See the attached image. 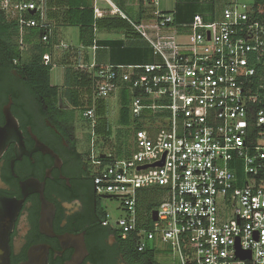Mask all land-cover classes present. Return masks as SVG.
<instances>
[{
	"label": "built area",
	"instance_id": "obj_1",
	"mask_svg": "<svg viewBox=\"0 0 264 264\" xmlns=\"http://www.w3.org/2000/svg\"><path fill=\"white\" fill-rule=\"evenodd\" d=\"M254 1L231 3L212 21L196 14L187 34L160 35L155 30L172 26V14L155 10L148 25L131 20L112 0H93L95 19L126 20L156 59L79 65L92 80L93 106L82 113L92 141L97 103L108 112L107 100L130 95L131 156L108 161L111 153L96 150L92 182L97 196L119 198L125 212L116 220L104 212L101 226L122 238L134 235L137 252L155 250L150 244L159 241L176 252L177 264H264V211H251L250 227L247 197L251 191L252 210H264V94L256 77L264 67V11ZM11 8L15 18L8 17ZM0 10L20 33L36 28L41 43L51 44L47 0H0ZM52 48L74 50L65 41ZM43 62L53 65L51 55ZM152 188L162 200L140 214L138 194Z\"/></svg>",
	"mask_w": 264,
	"mask_h": 264
},
{
	"label": "flooded vegetation",
	"instance_id": "obj_2",
	"mask_svg": "<svg viewBox=\"0 0 264 264\" xmlns=\"http://www.w3.org/2000/svg\"><path fill=\"white\" fill-rule=\"evenodd\" d=\"M1 86L0 126L6 124L3 109L10 98L16 121L0 157L9 264L31 259L37 264H130L122 235L99 225L104 195L97 196L90 181L95 142L80 152L75 131L62 124L61 116H51L29 94L15 101L11 85L1 81ZM57 105L66 109L60 100Z\"/></svg>",
	"mask_w": 264,
	"mask_h": 264
},
{
	"label": "trees",
	"instance_id": "obj_3",
	"mask_svg": "<svg viewBox=\"0 0 264 264\" xmlns=\"http://www.w3.org/2000/svg\"><path fill=\"white\" fill-rule=\"evenodd\" d=\"M254 7L264 11V0H255ZM47 18L51 25L55 27V30L61 27L77 28L80 45L86 47L92 44L94 26L96 29L123 31L125 38H128L130 35L131 38L138 37L126 20L117 17L95 19L92 5L87 0H47ZM41 34L42 32L36 28L26 29L20 33L17 24L7 19L4 12L0 10V92L2 87L1 81L8 82L12 87L10 94L15 101L19 96L29 94L51 116H61L62 124L69 126L72 131H75L74 111H79L82 116V113L86 109L93 106L91 77L85 69L65 61L66 64L71 66L72 72L71 77L66 76L64 83V85H67V80L70 78L71 89L68 90L62 86L63 98L65 99L63 101L70 108L69 110H60L57 102L60 99L62 87L60 88L50 83L52 65H45L43 56L51 51V44H42L40 41ZM19 36L21 43L27 45L31 53V57L26 61L23 60L20 44L16 42V38L18 39ZM116 43L117 47L114 48L121 49V45L118 44L119 42ZM14 61L17 63L14 64ZM155 61L156 59L154 58L149 63ZM11 72H14L15 75L11 76L9 74ZM256 77L258 83L263 85L262 90H258V92L264 94V67L258 70ZM254 88H257V86L255 85ZM118 98L120 104L118 111L119 124L122 127H129L133 131L128 107L130 95L127 92H121ZM106 113V105L103 102H98L95 107L96 124L93 128V133L103 141L110 139L113 132L108 123ZM131 153H129V150L118 149L115 153H111L108 161L128 158L131 156ZM90 181L93 187L92 178ZM159 197H161V191L157 188L141 190L138 194V211L145 210L149 212L155 209L158 202L154 198ZM103 213V211H100L99 214L100 226ZM146 223L149 224L148 219ZM122 241L125 244V248L122 251L124 258L130 264H156L154 260L155 250L151 247L147 246L143 252H137L135 245L136 237L134 235H128Z\"/></svg>",
	"mask_w": 264,
	"mask_h": 264
},
{
	"label": "rangeland",
	"instance_id": "obj_4",
	"mask_svg": "<svg viewBox=\"0 0 264 264\" xmlns=\"http://www.w3.org/2000/svg\"><path fill=\"white\" fill-rule=\"evenodd\" d=\"M185 0H155V5L157 10L159 11H172L173 7L175 6V3L177 2L180 4ZM190 1V0H187ZM192 2H199V3H213L214 0H191ZM216 1V10L218 13H221V10L223 7L231 4V3H237V4H251L253 0H215ZM13 7V6H12ZM128 15V14H127ZM6 18H15L16 13L13 8H11L10 14L5 15ZM129 16V15H128ZM130 17V16H129ZM131 18V17H130ZM78 29L75 27H67V28H61V35L60 38L67 42L68 44H71L74 49H78L82 52V46L79 43L78 39ZM152 38L155 37V34H150ZM97 39H106V40H119L121 39L122 35L120 32L117 31H98L96 33ZM20 36L18 39L16 38V42L20 44L21 52L23 55V60H28L31 57V53L29 52V48L27 45L22 44L20 41ZM139 42V41H137ZM128 46H131V44H128ZM137 47L135 50L140 51L138 55H143L144 58L146 56H150L148 45L145 42H142L140 44H137ZM134 50V49H133ZM73 51V50H72ZM72 51L68 52H60V51H51L49 53H53V60L52 63L54 64L53 67L50 70V83L51 85H58L60 88L66 87L65 89L70 90L71 79L68 78V84L64 85L66 76H70L72 69L69 64H66L64 62H59V58H67L65 60H68L69 63H74V54H68ZM62 53H65L66 55L62 57ZM90 54H92L90 52ZM108 52L101 51V55H106ZM68 55V56H67ZM70 55V57H69ZM92 58V56H91ZM90 58V59H91ZM71 77V76H70ZM63 87L60 90V101L63 103L64 107L69 110V106H67L63 98ZM64 100V101H63ZM109 109L106 113L108 123L110 127L112 128V136L110 139L102 140L100 138H97L96 136L93 137V141L95 142V149L102 151L104 153H115L118 149H125L129 150V153L133 151V131L129 127H122L119 124V117H118V111H119V102L116 100V98H111L107 100ZM133 124V121H132ZM74 130H75V136L78 143V148L80 152L85 153V151L89 150V142L92 141L91 134V125L90 122L87 121L83 116H81V113L79 111H74ZM123 142H125L123 144ZM96 151V150H95ZM98 151V152H99ZM96 168V167H95ZM155 201L158 203L162 200V197L154 198ZM100 208L101 211L107 212L109 214V217L112 220H116L119 217L124 216L125 212L121 206V200L119 198H100ZM145 210H140V214H144ZM222 217V215L220 216ZM151 246L155 247V257L154 260L158 264H177L178 258L176 252L166 244H163L159 241L152 242L150 244Z\"/></svg>",
	"mask_w": 264,
	"mask_h": 264
},
{
	"label": "crops",
	"instance_id": "obj_5",
	"mask_svg": "<svg viewBox=\"0 0 264 264\" xmlns=\"http://www.w3.org/2000/svg\"><path fill=\"white\" fill-rule=\"evenodd\" d=\"M87 1L89 4L93 5V0H87ZM112 1L126 15L128 14L131 18L128 15L127 16L131 20L135 22H145L148 25L154 24V18L152 16V12L157 9L156 7H154L156 3L152 2V0H112ZM160 12L172 14L174 23L169 28L161 30V31H156L153 28L150 30L151 34H154V30L155 32H159L160 35L161 34L162 35L187 34L189 32L187 24L191 21L192 17L196 14L203 16V18L206 21H212V20L220 18V14L216 10L215 0L213 3H210V4L209 3H199L198 1L192 2L191 0L190 1L185 0L181 2L180 4L176 2L172 11H167V12L160 11ZM109 17L111 16H108L107 18ZM103 18H106V17H103ZM97 19H101V18H97ZM52 27H53V36L50 40L51 51H53V48H52L53 45L57 44L59 41H63L60 38L61 28H67V27H61L55 30V27L54 26ZM99 30L108 31V32L112 31V30H106V29H96V27L94 26L92 44L88 47L81 45L82 48L84 47V49H82V52L78 49H74L71 53H68V54L75 55L73 58L74 60V63H72L73 65H76L77 67H79V65L88 66L91 64H94V65H108V64L136 65V64L149 63L151 60L155 58L149 47L148 48H149L150 56L148 57L146 56V58H144L142 54L138 55L141 52L134 49L137 47H132V46H137V44H140L142 42H145L139 36L135 38L133 37L131 38V35H130L128 38H125V34L123 31H117V32H120L122 35L121 39L119 40L111 41V40H106L105 38L97 39L96 33ZM78 39H79V35H78ZM116 42H119L118 44L121 45V49L114 48V47H117ZM128 44H131V46H128ZM93 46H96V49H92ZM101 51H104V52L106 51L108 52V54L103 56L101 55ZM90 52L92 54H90ZM48 54L51 55L52 60H53L54 59L52 55L53 53L52 54L48 53ZM61 55L62 57H64L66 54L62 53ZM65 57L64 58L60 57L58 61L65 63V61H68V60H64V59H67ZM54 86L59 87L58 85H54Z\"/></svg>",
	"mask_w": 264,
	"mask_h": 264
},
{
	"label": "water",
	"instance_id": "obj_6",
	"mask_svg": "<svg viewBox=\"0 0 264 264\" xmlns=\"http://www.w3.org/2000/svg\"><path fill=\"white\" fill-rule=\"evenodd\" d=\"M32 15L33 12H30ZM11 104V98L9 99L8 104L4 107L3 113L6 117V124L4 126H0V157L3 154L4 150L8 146V144L12 141V136L14 134V130L16 129V121L12 114L10 113L9 107ZM103 158L104 156H100ZM163 161L160 163L153 164L152 167L156 166H162ZM147 166H143L138 168L140 169H145ZM94 191H95V184H94ZM251 191H250V227H252V216H251V211H264V210H252L251 209ZM103 198H111V196H103ZM246 201V200H245ZM4 203L0 201V264H9L8 262V248H7V233L9 231V222L7 219H5L4 214L2 213ZM104 219H105V214H104ZM152 220L156 221L157 220V212L156 210L152 211ZM104 221V220H103ZM102 222V221H101ZM240 257H244L245 254H240ZM249 256V253L247 254ZM264 257V256H260ZM27 264H37L36 261L31 259Z\"/></svg>",
	"mask_w": 264,
	"mask_h": 264
}]
</instances>
